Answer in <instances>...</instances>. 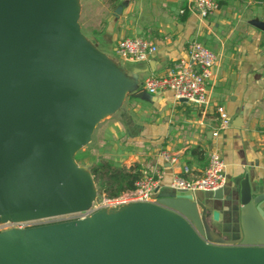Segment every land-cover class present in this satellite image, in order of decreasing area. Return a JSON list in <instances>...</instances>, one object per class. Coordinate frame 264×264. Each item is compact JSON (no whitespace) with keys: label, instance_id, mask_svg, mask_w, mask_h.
<instances>
[{"label":"water","instance_id":"water-1","mask_svg":"<svg viewBox=\"0 0 264 264\" xmlns=\"http://www.w3.org/2000/svg\"><path fill=\"white\" fill-rule=\"evenodd\" d=\"M123 90L81 33L77 0H0V218L38 220L91 206L93 178L74 154ZM235 188L212 198L236 200L231 238L210 225L219 219L213 202L169 190L153 202L1 230L0 264H264V187L246 174Z\"/></svg>","mask_w":264,"mask_h":264},{"label":"crops","instance_id":"crops-1","mask_svg":"<svg viewBox=\"0 0 264 264\" xmlns=\"http://www.w3.org/2000/svg\"><path fill=\"white\" fill-rule=\"evenodd\" d=\"M78 1L81 33L124 84L119 106L97 123L88 142L97 155L127 169L134 165L141 175L159 169L164 192L171 190L176 175H199L210 152L217 150L227 165L226 192L236 191L246 174L263 188L264 28L252 22L264 24V0H215L218 9L206 17L199 16L192 0ZM127 36L151 40L156 53L149 61L121 59L116 46ZM195 40L216 55L207 82V107L176 100L169 90L148 94L143 80L164 74ZM221 112L229 117L225 128L220 127ZM162 149L177 161H164ZM195 195L219 211L217 222L209 219L217 233L234 237L239 224L236 200H214L213 192Z\"/></svg>","mask_w":264,"mask_h":264},{"label":"built area","instance_id":"built-area-1","mask_svg":"<svg viewBox=\"0 0 264 264\" xmlns=\"http://www.w3.org/2000/svg\"><path fill=\"white\" fill-rule=\"evenodd\" d=\"M191 5L200 17H206L218 9V3L215 0H192ZM156 51L157 45L141 36L124 37L116 46V53L121 59L133 62L149 61ZM215 61L216 55L202 42L195 40L188 45L185 57L177 59L164 74L147 76L142 86L148 94L169 90L176 100L186 99L193 105L207 107L209 103L207 82L211 77ZM220 120L221 128L228 126L229 117L226 113L221 112ZM159 153L160 157L170 164L177 161L176 155L168 150L162 149ZM226 166L219 151L213 150L199 175L192 178L176 175L169 187L173 192L185 190L189 194H195L198 191L214 192L225 186ZM161 179L162 173L159 169H154L149 174H142L135 180L132 189L103 198L98 205H94L93 211L138 201L153 202L156 198H153V195H157L160 191ZM33 221H5V224L0 226V231L10 227L37 225L32 223Z\"/></svg>","mask_w":264,"mask_h":264},{"label":"trees","instance_id":"trees-1","mask_svg":"<svg viewBox=\"0 0 264 264\" xmlns=\"http://www.w3.org/2000/svg\"><path fill=\"white\" fill-rule=\"evenodd\" d=\"M112 2L118 4L120 0H111ZM86 146L87 149L79 150L78 154L91 155L92 164L88 171L93 178L98 193L106 192L108 196H115L125 189L130 190L134 187L135 180L141 176L138 167L133 165L132 169H127L124 166H117L110 159L97 155L90 143Z\"/></svg>","mask_w":264,"mask_h":264},{"label":"rangeland","instance_id":"rangeland-1","mask_svg":"<svg viewBox=\"0 0 264 264\" xmlns=\"http://www.w3.org/2000/svg\"><path fill=\"white\" fill-rule=\"evenodd\" d=\"M79 8H80L79 7V1L77 0V11L78 10L80 11ZM79 11H78V23H79V21H82V18L79 19ZM86 147L87 146L85 145V146H83L79 150L81 151V150L85 149ZM79 150L76 151V153L74 154V160L79 165L80 168H82L85 172H88L89 173L88 168L92 164V162H91V155L90 154H88V155L87 154H85V155H79L78 154L79 153ZM92 187H93L94 194H93L92 201H91L92 202V205L88 209H86V210H84L82 212H79V213H71V214H65V215H60V216H55V217L38 219V220H34L32 223L45 224V223L54 222V221H57V220L73 219V218L85 216L87 213L92 212L94 210V207H95L94 205H96V204L98 205L99 202L103 198H105V197L108 196L107 195L108 193H106V192L98 193V190L96 189V186L94 184V181H93V186ZM155 197H156V194L153 195V198H155ZM5 221H7V220H4V219L0 218V226L4 225L5 224ZM20 221H22V220H20ZM213 222H217V221H213ZM214 225H215V227H217V223H214Z\"/></svg>","mask_w":264,"mask_h":264},{"label":"bare ground","instance_id":"bare-ground-1","mask_svg":"<svg viewBox=\"0 0 264 264\" xmlns=\"http://www.w3.org/2000/svg\"><path fill=\"white\" fill-rule=\"evenodd\" d=\"M79 11V10H78ZM100 54V53H99ZM104 58V57H103ZM105 59V58H104ZM107 116V115H106ZM160 192V191H159ZM7 221H9V219H6Z\"/></svg>","mask_w":264,"mask_h":264},{"label":"flooded vegetation","instance_id":"flooded-vegetation-1","mask_svg":"<svg viewBox=\"0 0 264 264\" xmlns=\"http://www.w3.org/2000/svg\"><path fill=\"white\" fill-rule=\"evenodd\" d=\"M225 238V237H224Z\"/></svg>","mask_w":264,"mask_h":264}]
</instances>
